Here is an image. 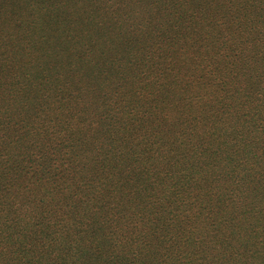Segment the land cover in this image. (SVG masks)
Returning a JSON list of instances; mask_svg holds the SVG:
<instances>
[{
  "label": "trees",
  "instance_id": "16d2710c",
  "mask_svg": "<svg viewBox=\"0 0 264 264\" xmlns=\"http://www.w3.org/2000/svg\"><path fill=\"white\" fill-rule=\"evenodd\" d=\"M222 7L220 0H191L181 12L196 9L206 22L210 14L224 13ZM167 9L159 13L166 14ZM258 9H264V0H258ZM216 15L206 23L210 29L202 32L200 27L199 32L218 42L213 45L217 53L224 48L227 54L218 55L205 80L195 83L197 93L208 89L212 95L194 104L189 120L179 110L168 116L166 107L161 116L139 115L132 95H141L153 82L140 72L121 86L124 79L117 72L125 68L120 71L119 66L102 61L107 63L110 50L97 58L84 51L76 69L71 65V75L81 73V79L95 86L100 80L110 82L114 93L106 97L103 109L108 118L103 119L102 112L95 121L94 113L72 121L57 116L70 129L58 138L54 151L35 155L32 141L25 138L17 153L0 156L5 164L0 171V264H264V51L259 49L264 33L258 25L257 61L256 49L246 45L256 33L245 18L232 14L225 21ZM183 16L170 20L167 31ZM244 22L247 33L241 30ZM261 24L264 27V20ZM104 30L116 33L111 26ZM242 43L246 49L238 47ZM180 50L162 51L156 61L147 58L153 64L149 70L170 69L165 64L170 56L184 55ZM188 62L186 74L202 65L194 52ZM146 64L145 59L131 63L133 69ZM111 74L116 75L113 81L107 77ZM215 78L220 82L213 83ZM194 82L185 78L181 93L168 84L160 97L181 95L182 100ZM33 88L25 93L28 98L39 91ZM150 94L143 95L145 102ZM33 100L43 104L36 96ZM92 105L95 108L93 102L83 104L89 112ZM113 111L117 128L112 137L121 141L115 156L103 146V137L92 135L114 118ZM180 120L184 123L179 126ZM29 127L27 123L25 128ZM87 142L100 147L98 155L114 181H96L99 164L92 166L93 172L76 164L74 145ZM10 144L0 140L2 150ZM52 179L67 184L58 192L54 211L49 197L36 200L38 186ZM59 212L70 214L74 227L60 225ZM115 235L122 238L120 242Z\"/></svg>",
  "mask_w": 264,
  "mask_h": 264
},
{
  "label": "rangeland",
  "instance_id": "374dc122",
  "mask_svg": "<svg viewBox=\"0 0 264 264\" xmlns=\"http://www.w3.org/2000/svg\"><path fill=\"white\" fill-rule=\"evenodd\" d=\"M189 1L191 0H0V140L7 139L11 142L9 149L0 148V156L8 152L17 153L18 148H22L23 143H26L25 138L32 141L35 155L47 149L54 151L58 138L70 129L67 123L61 124L58 117L72 121L78 120L79 117H87L89 113H97L91 117L95 121L102 112L103 119L108 118L103 109L107 103L106 97L114 93V89L109 86L110 82L104 83V80H100L98 87L86 79H81V73L73 72V75L70 73L72 68L76 69L75 62L83 58L84 51L89 57L97 58L98 54L103 52L107 55V51L110 50L112 54H108L107 63L106 59L102 61L105 65L119 66L120 71L125 68V72H117L121 75L125 73L123 76L118 75L124 79L120 80L121 86L127 84V79L131 80L141 75L140 72L147 77L146 81L153 82L148 90L141 91V95H132L139 115L158 112V116H161L168 108V116L179 110L181 114H186L184 120H189L190 113L195 110L194 104L202 99L207 100L212 95L208 89L197 93L195 83L201 79L205 80L211 69L210 65L215 66L214 62L218 61V55L227 54L224 48L219 49L217 53L213 45L218 46V42L210 35L202 33L210 29L211 25L206 23L216 13L210 14L205 22L206 17L203 16L202 21L201 13L197 14L196 9L193 11L186 8L187 12H181L183 5L189 4ZM212 3L213 6L217 5L214 1ZM220 3L223 4L224 11L216 15L220 20L227 21L233 14L245 18V22L253 27L256 35L249 37L250 41L246 42V45L248 48L256 49L255 58L258 61V25L259 30L264 33V27H261L264 9H258V0H220ZM201 6L209 9L207 4ZM163 7L168 8L166 14L163 13L165 16L159 13ZM180 13L184 14L183 18L175 23L172 31H167L170 20L172 22ZM130 18L131 20L127 21ZM245 22L241 30L247 33L249 29L244 28ZM107 26H111L116 33L105 31L104 28ZM200 27L202 32H199ZM110 34H112L110 38L106 36ZM201 34L205 38H200ZM90 38L94 40L89 41ZM66 45L71 47L66 48ZM179 47L182 49L179 52L184 55L170 56V62L165 64L170 66V69L161 66L149 70L152 63L147 58L156 61L160 57L158 56L160 52H168ZM238 47L246 49L243 43ZM259 49L264 51L262 39L259 41ZM191 52L202 60V65L186 74ZM142 59H145L147 64L143 68L133 69L132 61ZM115 76L111 74L107 77L109 81H113ZM185 78L194 80L195 86L186 92L183 102L179 99L181 95L178 98L160 97V93H163L168 84H172L173 91L180 92ZM217 82L220 81L215 78L213 83ZM30 88L39 89L41 92H35L28 98L25 93L30 92ZM148 92L154 101L150 99L145 102L143 95L146 97ZM35 96L40 99L42 105L39 106L38 101L33 100ZM90 102H93L95 108L92 105L93 109L89 112L84 106ZM181 107L186 110L185 113H182ZM114 111L112 112L114 118L105 121V126L97 125L100 129L92 133L94 136L104 138L103 146L113 156L120 150L121 142L112 137L113 130L117 128L114 124L116 122L114 119H117ZM193 117L196 119L194 115ZM184 120L179 121V126ZM124 121L128 127L129 118L128 121L126 119ZM27 123L30 127L26 129ZM17 141L20 142L14 143ZM99 150L100 147L90 142L75 144L73 148L77 159L75 162L80 167L83 165L89 167L91 172L92 166L99 164V168H95L96 175L101 178L98 180L95 176L98 183H106L108 179L114 181L98 155ZM4 168L5 164L0 159V171L3 172ZM52 180V183L49 182L41 188L38 186L36 200L42 201L49 197L52 206L48 209L54 211V205L60 197L58 192L67 184L59 179ZM27 182L31 185V182ZM27 182L25 185H28ZM63 204H68V201ZM59 213L60 225L68 224L71 228L74 227V220L70 219V214ZM115 237L118 241L122 239L117 235Z\"/></svg>",
  "mask_w": 264,
  "mask_h": 264
}]
</instances>
